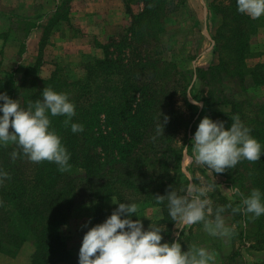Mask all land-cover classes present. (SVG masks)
<instances>
[{
    "label": "trees",
    "instance_id": "obj_1",
    "mask_svg": "<svg viewBox=\"0 0 264 264\" xmlns=\"http://www.w3.org/2000/svg\"><path fill=\"white\" fill-rule=\"evenodd\" d=\"M124 1L131 24L102 46V57L82 63L77 71L56 68L48 78L39 73L42 58L26 67L21 82L13 71H8V80L0 75V92L14 99L21 97L22 106L42 99L45 87L69 93L76 105L72 121L84 125L82 132L73 133L71 125L64 123L65 116L51 117L52 127L71 154L70 167L64 171L53 161L29 160L16 143L0 145V170L9 174L0 183V252L9 253L11 248L17 252L31 242L34 250L28 264H79V254L68 248L62 231L78 204L91 205V227L113 212L117 207L114 202H136L138 217L133 219H141L145 228L151 220L165 224L162 242L175 240L176 223L168 215L166 201L157 196L187 184L182 169L184 148L177 145V138L182 128L191 125L196 112L208 110L207 99L200 108L186 97L188 116L177 105V95H187V87L178 80L177 64L167 60L161 50L162 20L176 0ZM136 2L143 5L139 12L132 8ZM218 6L214 8L223 20L214 37L215 50L221 54L216 68L229 63L222 57L226 49L233 65L232 77L244 82L249 75L256 85H264V63L253 68L245 63L251 37L264 15L253 19L238 12L236 0ZM171 74L177 81L171 82ZM259 109L264 111V105ZM160 112L164 128L158 127ZM236 114L264 145V114L258 110L243 117L241 111L234 110L225 118L231 122ZM14 150L18 153L15 159L11 155ZM221 173L244 194L252 188L264 192V155L256 161L241 160ZM241 199L235 193L234 200L224 195L219 200L239 227L234 233L245 237L250 247L264 251V215L233 212ZM150 208L158 210L156 217L147 216ZM233 252L223 257L222 264L230 263Z\"/></svg>",
    "mask_w": 264,
    "mask_h": 264
},
{
    "label": "clouds",
    "instance_id": "obj_2",
    "mask_svg": "<svg viewBox=\"0 0 264 264\" xmlns=\"http://www.w3.org/2000/svg\"><path fill=\"white\" fill-rule=\"evenodd\" d=\"M237 11L256 19L264 15V0H236ZM199 105L200 101L193 100ZM76 105L69 93L58 92L51 87L42 91V99L22 106L21 99H14L0 92V145L16 143L27 158L33 162H55L61 171L70 167V152L60 134L52 127L51 117L65 116V125L70 124L73 133L82 132L84 125L73 122ZM167 115L164 122H167ZM225 121L214 120L205 115L195 130L192 144V159L215 173L234 168L241 160L256 161L264 155V145L252 135L251 128L238 114L231 117L230 126ZM161 122L159 114L158 127ZM11 128V131H10ZM17 152L11 155L15 159ZM0 170V183L8 177ZM195 180V179H193ZM190 180L177 189L172 187L159 201H166L168 215L183 229L203 222V229L211 236L229 237L235 225L226 223L224 206L214 210L209 192L215 189L211 183ZM233 192L242 197L233 212H242L253 217L264 215V192L252 188L248 194L237 186ZM117 207L102 222L88 227L91 219L83 225L88 227L79 249V264H215L216 254L204 246L190 245L182 250L180 240L164 241L167 226L154 223L145 228L139 218L133 219L138 204L131 201L114 202ZM214 213V215H213Z\"/></svg>",
    "mask_w": 264,
    "mask_h": 264
},
{
    "label": "rangeland",
    "instance_id": "obj_3",
    "mask_svg": "<svg viewBox=\"0 0 264 264\" xmlns=\"http://www.w3.org/2000/svg\"><path fill=\"white\" fill-rule=\"evenodd\" d=\"M194 2L199 3V0H192V2L191 0L188 2L187 0H176L175 5L165 15L162 20L163 32L161 33V40L163 49L161 50L164 51V57L167 60H171L177 64L176 72L178 80H181L183 85L187 87V95L179 94L176 97L178 107L184 110L188 116L190 109L185 103L186 97L191 102L193 100L200 101V108L203 107V103L207 99L205 103L208 110L204 114L201 111L196 112L190 118L191 125L187 128H182L177 138V145L184 148L182 169L186 183L195 179L192 182L211 183L215 185V189L209 192L215 210L217 206H222L219 200L221 195L232 200L235 199V192L232 190L234 185L227 182L222 173H215L205 165L199 164L192 159L191 144L195 133L194 131L205 115L212 117L214 120L225 121V126L228 127L231 122L225 117L228 116L227 114L233 113L234 110L241 111L243 117L245 115L252 116L258 110L264 114V111L259 109L264 105V85L254 86L249 84L251 82V79H247L249 75L245 77L244 82L240 77H232L230 70H232L233 65H231L230 56L226 49L222 50V57L224 62L229 61V63H226L225 68H216L215 66L221 54L217 55L214 37L219 25L222 23L223 17L221 12L215 10L214 5L217 4L220 8L228 4L229 0H213L207 10L200 8L197 4L195 6L192 4ZM132 6L134 12H139L143 7L142 3L139 2L133 3ZM207 14V20L205 21V15ZM260 20L258 23H261ZM263 23L264 21L258 31L251 37L250 47L247 49V58L245 60L247 68H253L261 63H256V60L253 58L258 54L259 49H264ZM210 33L213 34L214 42L209 40L208 34L211 35ZM210 43H213V49H209L208 51V48L211 47ZM99 50L97 52L98 54H85L84 58L80 60L81 62L76 63L74 66L61 62L55 69L61 67L69 69V71L80 70L79 65L82 63L84 64L86 61L103 56V49ZM213 56L217 57V60L211 63ZM9 72L3 76L1 73L0 75L8 80L10 78ZM14 77L18 82H21L23 75L20 80L17 79L15 73ZM170 77L172 79L171 82L176 80V75L171 74ZM16 99H21V97H17ZM237 101L240 103H237ZM90 208V204L76 205L72 209L66 225L63 226L62 231L67 240V246L74 254H79L83 235L88 230V227H90V224L88 227H83L89 219L92 220ZM157 211L156 208H150L146 214L149 217H156ZM223 215L226 223L235 225V230L239 228L233 221V216L230 212L225 211ZM173 235L175 236V240H180L182 250H187L190 245L204 246L210 250H214L216 254L215 264H222L223 257L233 252V248L234 258L230 259L229 264H257L264 260V251L250 247L249 241L239 233L233 232L229 237L211 236L203 229V222L186 226L183 229L179 224H176ZM233 238L235 242H232ZM11 249L9 254H16V252H13L16 248ZM33 250V244L26 242L17 251L21 253V263L24 262L25 264V261L29 259L28 254L31 251L33 252ZM0 264L7 263L2 262Z\"/></svg>",
    "mask_w": 264,
    "mask_h": 264
},
{
    "label": "crops",
    "instance_id": "obj_4",
    "mask_svg": "<svg viewBox=\"0 0 264 264\" xmlns=\"http://www.w3.org/2000/svg\"><path fill=\"white\" fill-rule=\"evenodd\" d=\"M212 1L192 4L207 10ZM131 21L124 0H0V73L14 71L20 80L26 67L42 58L40 75L50 77L61 62L74 66L85 54H98L112 37L124 33ZM208 37L214 42L213 34ZM258 51L253 59L264 63V49ZM216 60L213 56L211 63ZM247 79L258 86L252 77ZM20 256L19 252H0V263L24 264Z\"/></svg>",
    "mask_w": 264,
    "mask_h": 264
}]
</instances>
